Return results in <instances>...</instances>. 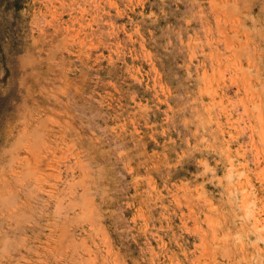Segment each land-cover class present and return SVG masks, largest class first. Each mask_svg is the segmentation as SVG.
<instances>
[{"label":"rangeland","instance_id":"374dc122","mask_svg":"<svg viewBox=\"0 0 264 264\" xmlns=\"http://www.w3.org/2000/svg\"><path fill=\"white\" fill-rule=\"evenodd\" d=\"M0 264H264V0H0Z\"/></svg>","mask_w":264,"mask_h":264},{"label":"bare ground","instance_id":"6f19581e","mask_svg":"<svg viewBox=\"0 0 264 264\" xmlns=\"http://www.w3.org/2000/svg\"><path fill=\"white\" fill-rule=\"evenodd\" d=\"M42 210V209H41ZM55 222V221H54ZM29 224V223H28Z\"/></svg>","mask_w":264,"mask_h":264}]
</instances>
